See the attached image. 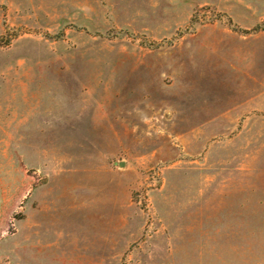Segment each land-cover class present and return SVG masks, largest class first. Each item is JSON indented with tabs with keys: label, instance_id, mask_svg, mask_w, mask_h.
<instances>
[{
	"label": "rangeland",
	"instance_id": "374dc122",
	"mask_svg": "<svg viewBox=\"0 0 264 264\" xmlns=\"http://www.w3.org/2000/svg\"><path fill=\"white\" fill-rule=\"evenodd\" d=\"M0 264H264V0H0Z\"/></svg>",
	"mask_w": 264,
	"mask_h": 264
}]
</instances>
